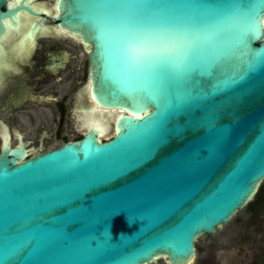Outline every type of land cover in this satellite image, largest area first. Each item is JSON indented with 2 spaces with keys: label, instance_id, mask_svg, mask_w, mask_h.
<instances>
[{
  "label": "water",
  "instance_id": "obj_1",
  "mask_svg": "<svg viewBox=\"0 0 264 264\" xmlns=\"http://www.w3.org/2000/svg\"><path fill=\"white\" fill-rule=\"evenodd\" d=\"M22 1L0 32L39 14ZM53 1L101 114L28 159L2 145L0 264H192L264 181V0Z\"/></svg>",
  "mask_w": 264,
  "mask_h": 264
},
{
  "label": "flooded vegetation",
  "instance_id": "obj_2",
  "mask_svg": "<svg viewBox=\"0 0 264 264\" xmlns=\"http://www.w3.org/2000/svg\"><path fill=\"white\" fill-rule=\"evenodd\" d=\"M22 2L39 14L35 16L21 9L12 16V21L3 20L5 29L0 32V150L4 143L10 148H23L25 159H28L81 139L87 130V126L81 127L82 120H78L83 117V111L94 109L96 115L101 113L88 95L87 48L78 38L58 29L53 19L54 1ZM20 4L19 0H6L1 11L18 8ZM104 114H112L107 118L111 123L116 112L104 111ZM64 130L77 137L67 139ZM56 138L62 142L47 149L46 144ZM106 140L101 137V141ZM253 200L256 202L255 198ZM258 205L250 210L256 212Z\"/></svg>",
  "mask_w": 264,
  "mask_h": 264
},
{
  "label": "rangeland",
  "instance_id": "obj_3",
  "mask_svg": "<svg viewBox=\"0 0 264 264\" xmlns=\"http://www.w3.org/2000/svg\"><path fill=\"white\" fill-rule=\"evenodd\" d=\"M63 135L69 140L77 137L67 130ZM111 136L110 131L103 138ZM61 142L59 138L53 139L46 144V148H54ZM254 198L259 202L256 212L250 210L253 200L239 210L231 222L215 233L197 239L196 257L192 264H264V181ZM155 264H166V260L159 259Z\"/></svg>",
  "mask_w": 264,
  "mask_h": 264
},
{
  "label": "bare ground",
  "instance_id": "obj_4",
  "mask_svg": "<svg viewBox=\"0 0 264 264\" xmlns=\"http://www.w3.org/2000/svg\"><path fill=\"white\" fill-rule=\"evenodd\" d=\"M59 31V30H58ZM34 33V32H33ZM35 35V34H34ZM67 58V57H66ZM92 103V102H91ZM92 106V105H91ZM94 106H95V104H94ZM91 125H94L95 126V122H92L91 123ZM112 129V128H111ZM81 130V129H80ZM104 135H106L105 133H103V135L102 136H104Z\"/></svg>",
  "mask_w": 264,
  "mask_h": 264
},
{
  "label": "trees",
  "instance_id": "obj_5",
  "mask_svg": "<svg viewBox=\"0 0 264 264\" xmlns=\"http://www.w3.org/2000/svg\"><path fill=\"white\" fill-rule=\"evenodd\" d=\"M258 203H259V202L256 201V202L252 203V204L250 205V207H252V206H254V205H257Z\"/></svg>",
  "mask_w": 264,
  "mask_h": 264
}]
</instances>
